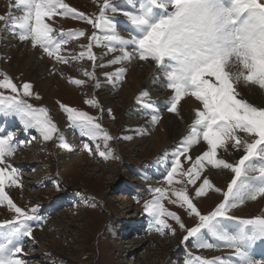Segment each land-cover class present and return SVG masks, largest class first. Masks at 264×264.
Instances as JSON below:
<instances>
[{
  "label": "snow or ice",
  "instance_id": "1",
  "mask_svg": "<svg viewBox=\"0 0 264 264\" xmlns=\"http://www.w3.org/2000/svg\"><path fill=\"white\" fill-rule=\"evenodd\" d=\"M116 13L111 0H103L99 14L93 16L70 7L65 0H14L12 11L0 15V22L4 23V31L20 41L39 46L48 56L67 63L60 55L64 45L87 34L83 30L57 33L49 21L57 16L85 20L93 29L104 33L102 40L110 45L109 51H116L119 46L122 54L110 64L133 59L155 63L170 90L168 112L179 115L181 102L187 98L199 102L188 133L171 153L167 181L169 185L184 183L175 180L179 174L186 178L187 184L196 185L209 167L229 170L233 175L226 190L215 187L207 178L202 179L196 188L197 197L209 190L223 195L222 202L207 214L197 209L186 188L173 192L177 200L172 202L179 201L181 207L186 205L199 218L194 227L187 229L184 240L194 237L196 247L202 249L232 250L225 258H197V264H264V260L255 259L252 253L254 243L264 240V215L243 219L230 215L232 209L247 201L264 198V103L250 102L248 98L250 86L264 93V0H135L122 11L130 25L127 37L118 31ZM90 41L82 46L86 50L75 59L86 56L95 62L92 49L94 44L101 43V37L94 31ZM126 72V68L119 69L120 81ZM84 75L95 79L94 71H85ZM0 77V115L18 116L25 129H35L44 141L53 139L59 129L49 110L34 107L25 99L34 95L32 85L18 86L4 72H0ZM71 82L85 83L79 79ZM148 97L147 91L141 93L140 102L150 110L151 123L158 124L162 117L150 99L145 103L144 98ZM90 103L95 106L94 102ZM61 107L82 135L92 139L102 135L104 141L114 139L95 117L66 105ZM202 141L206 150L193 158L192 148ZM20 144L15 131L0 132V205L6 203L15 214L12 220L0 223V264H26L21 258L24 251L21 237H31L33 228L29 222L40 219L38 205L22 208L6 191V185L22 187L19 170L8 162ZM62 146L69 147L66 142ZM84 147L92 151L88 144ZM229 150L242 153L238 161L224 158L223 153ZM110 152L109 149L100 155L107 158ZM182 157L191 162L190 167H183ZM154 192L158 195L145 203V210L154 216L155 230L164 234L165 229L171 228L164 217L177 221L180 218L166 211L161 203L167 190L156 188ZM227 221L236 223L230 229ZM181 227L185 226L181 224Z\"/></svg>",
  "mask_w": 264,
  "mask_h": 264
},
{
  "label": "rangeland",
  "instance_id": "2",
  "mask_svg": "<svg viewBox=\"0 0 264 264\" xmlns=\"http://www.w3.org/2000/svg\"><path fill=\"white\" fill-rule=\"evenodd\" d=\"M10 1L0 0V15H7L12 11L6 9V2L9 5ZM121 1L111 0V3L118 5ZM123 1L127 4L125 8L129 6L127 0ZM131 2L134 3L135 0ZM65 3L87 16H93L99 14L103 0H65ZM53 21L49 22L60 34H66L70 31H85L89 37L88 43L91 42V34L94 31L97 35L100 32V30L93 29L92 25L85 20L74 19L71 16L67 18L57 16L53 18ZM117 28L121 30L120 27ZM129 30L125 32V36L128 35ZM100 36L102 37V35ZM84 45L86 43L82 37L73 39L64 45L65 50L60 55L64 56L68 62L63 63L58 61L55 56H48L46 53L43 56L41 53L39 58H34V60L31 53L35 52V47H28V45L23 50L29 52L27 54L16 50V52L12 51L11 54L3 56L0 41V72L7 73L18 86L23 83H30L34 95L25 99L34 107L48 109L52 121L59 129L53 139L44 141L35 129H25L18 116L0 115V132H3L2 130L15 131L17 140L21 142L15 155L9 160L16 161L12 165L19 170L22 187L8 186L6 191L14 199L13 201L22 208L30 209L39 206L37 215L40 219L29 222L33 228L32 236L21 237L23 252L30 255L28 259H24L26 264H178L182 251L181 245L189 252L185 264H188L189 261L192 264L197 258L212 260L228 257L232 250L226 247L223 249H221L222 247L202 249L195 246L196 243L193 238L185 241L187 229L194 227L199 222V218L192 214L186 205L181 207L179 201L177 203L172 201L177 200L173 194L175 190L186 188L197 209L202 214H207L222 202L223 195L221 192L218 194L219 196L211 199L208 197V192L211 191L209 190L206 195L197 197L196 188L200 186L202 179H209L215 187L222 190H226L230 181L225 182L216 171L217 169L209 167L196 185L187 184L186 178L179 174L175 180H184V183L169 185L167 173L171 169L172 160L165 170H161V175L156 173L157 170L161 169L159 168L161 157L166 156L167 152L160 154L153 139H158L161 134L159 138L161 142L171 145V139L167 137V130L161 123L164 117L171 113L166 110L168 98H159L165 100V103L160 105L159 114L162 118L159 123L148 126L141 136L134 134V139H138L136 145L122 146L121 142L124 140H121L120 134L124 131L127 119H132L133 124L138 125L143 121V118H150V110L144 105H140V96H134L142 92L140 83L144 84L148 80L137 77L136 82H133L130 79L132 68L127 69L123 81L116 80L117 76L111 73L110 81L114 80L116 84L114 82L110 84L109 81L105 82L103 86L114 85V90L110 93L114 102L110 109H105L100 106L101 103L97 97V80L93 79L94 82H92L89 76L83 74L85 71L89 72L86 58H83L84 62L83 59H72L73 56L78 57L81 51L86 50L82 47ZM94 46L93 53H95ZM34 62L36 63L34 64ZM94 66L95 62L91 65L92 72L95 69ZM133 67L136 71L143 69L137 65ZM156 67L155 65V69L158 70ZM144 70L146 73V69ZM76 79L83 80L85 83L76 85L71 82ZM151 82L153 83L152 88L157 89V91H161L162 88L170 91L166 88L164 78L156 76ZM59 83H61L60 87ZM44 85L45 88H43ZM5 94L10 93L5 92ZM90 102H94L95 106ZM47 103L53 104V107ZM61 105L69 106L95 117L102 129L114 139L104 141L102 135L97 139L82 135L80 129L73 125L69 119V114L64 111ZM137 107L138 109L141 108V111L134 110ZM53 113L65 118L63 122L67 131L64 141L68 146L70 145L67 148L71 150L65 162L60 160L59 156L67 148L62 146L64 141L60 138L61 130ZM185 116H188V113H185L184 118H180L184 121L180 125L181 130L184 126L185 130H189V126L194 120L192 115L190 119ZM33 137L36 139H32ZM85 144L89 145L92 149L91 152L85 149ZM105 144H107V148ZM146 145L147 147H145ZM178 145L172 146V149L175 151ZM109 149L111 152L107 158L100 155V152H106ZM24 150L30 151V156H23L21 153ZM234 155L229 154L231 157ZM130 157L133 159L130 160ZM236 157L239 160L241 156ZM181 160L185 169L191 166L190 161L183 157ZM62 163L66 165L65 168L62 167ZM143 170L152 171L151 174H148L152 178L148 179L154 178L156 182L152 190L146 193V196L135 192L138 187L137 184L145 185V183L136 181L141 174H144L141 173ZM58 184L60 185L59 188H57ZM156 188L167 190V196L161 203L166 211L173 212L180 218L177 221L173 217L165 216L164 219L171 225V228L165 229L164 234L158 231L154 232V228L157 227L154 216L145 210V203L158 195L154 192ZM230 215L238 219L264 215L263 198L247 201L242 206L232 209ZM14 216V212L7 207L6 203L0 205V223L5 220H12ZM137 222L140 224L137 225ZM134 224L137 228L131 226ZM181 224L185 227L182 228ZM226 224L230 229L233 227L229 221ZM254 257L258 259L256 256Z\"/></svg>",
  "mask_w": 264,
  "mask_h": 264
},
{
  "label": "bare ground",
  "instance_id": "3",
  "mask_svg": "<svg viewBox=\"0 0 264 264\" xmlns=\"http://www.w3.org/2000/svg\"><path fill=\"white\" fill-rule=\"evenodd\" d=\"M8 2V0H5ZM94 1V0H93ZM130 5V3L132 4V0H127ZM6 2V9L9 11L12 10V5L14 4V0H11L9 2V5L7 4ZM114 3V2H113ZM97 4V3H96ZM127 4L124 3V1L122 0L120 4L118 5H113L117 8V13H116V17H115V23L117 24V27H120L121 30H118V31H121V34L122 35H125V32H127L128 30V27L130 26L128 21L126 20L125 17H123L122 15V11L125 10V6ZM1 14V13H0ZM19 14V13H17ZM3 15V14H2ZM67 18V17H66ZM61 19V18H60ZM69 23V22H68ZM121 25V26H120ZM4 23H1L0 22V41H1V52H2V55L3 56H7L9 54H11L12 51H15L16 50H20V51H23L24 49H26L25 46L28 45V47H32L31 43L28 42V44L25 45V43H27L26 41H20L17 37L13 36L12 34H10L8 31H4ZM64 29V28H63ZM99 32V31H98ZM103 32L100 31L98 36L102 35L103 36ZM127 35V34H126ZM101 37V36H100ZM127 37V36H126ZM88 35L82 37V39L85 40V43L87 45L88 43ZM81 41V40H80ZM109 47L110 45L107 44V42H103L102 40V37H101V43L100 44H95L94 46V51H95V56H96V60H95V79L97 80V84H96V88H97V97L99 98V101H100V106L104 107L105 109H110L111 107V104H113V97L110 95L111 91L114 90V85L113 86H110V87H104V83L105 82H109L110 81V75L111 73H114L116 76H117V79L116 80H120L119 79V76H118V72H119V69L121 67L123 68H126V69H130L132 68V75L130 76V79L133 81V82H136V78L138 77L139 79H147L148 81L144 84H141V88H142V92H145L147 91L149 93V97L148 98H144L145 99V103L147 102L148 99H150L154 105V108L155 109H160V105L165 103V100L163 99H159V98H169L170 96V91L168 90H164L162 88L161 91H157V89H153L152 86H153V83L151 82V80L154 78V76H158V78H163L162 75L159 73V70L155 69V63L153 61H141V60H138V59H133L131 62H128V61H123L122 63H119V64H110L109 62L113 59H115L116 57L120 56L122 53L121 51L119 50V46H117V50L116 51H109ZM27 51V50H26ZM34 53H31L32 56H33V59L35 58H39L40 54L45 55L43 52V50L36 46L35 49H34ZM129 51H131V48H129ZM19 52V51H18ZM24 53H29V52H25L23 51ZM22 52V53H23ZM32 52V51H31ZM13 55V54H12ZM30 55V54H29ZM28 57V56H27ZM23 58V57H22ZM29 58V57H28ZM47 58V57H46ZM75 58V56L72 57V59ZM86 58V62L88 64V70H89V73L92 72L91 70V65L92 63H94L93 61H90L87 59V57L85 56ZM32 59V60H33ZM34 59V60H35ZM45 59V57H44ZM46 60V59H45ZM81 60V59H80ZM26 61V60H25ZM43 61V60H42ZM48 61V60H46ZM52 61V60H51ZM57 61V60H56ZM32 62V61H31ZM37 63H39V61H36ZM34 62V64L36 63ZM83 62H84V59H83ZM56 63V62H55ZM33 64V65H34ZM50 65V64H49ZM80 65V64H79ZM82 65V63H81ZM84 65V64H83ZM138 66V67H143L142 70H134L135 67L133 66ZM48 66V65H47ZM33 67V66H32ZM37 68V66H36ZM49 68V67H47ZM81 68V66H80ZM157 68V67H156ZM40 69V68H39ZM146 69V73H145V70ZM32 72V71H31ZM59 74V72H58ZM84 74V73H83ZM134 74V75H133ZM46 76V75H45ZM44 76V77H45ZM48 76V75H47ZM86 76V75H85ZM155 76V77H156ZM90 77V76H89ZM91 78V77H90ZM86 79V78H85ZM94 79V80H95ZM92 82L93 79L91 78ZM112 80V78H111ZM161 81V79H160ZM45 82V81H44ZM43 82V83H44ZM111 83L110 84H113L114 80L113 81H110ZM116 84V81L114 82ZM139 83V81H138ZM48 84V83H46ZM45 84V85H46ZM60 84L59 83V87H60ZM45 85L43 88H45ZM51 86V85H50ZM129 87V85H128ZM165 87V86H164ZM47 88V87H46ZM91 88H92V83H91ZM131 88V87H130ZM251 91L248 92V98L250 100V102H255L257 104H261V103H264V93H261V91L258 89V88H254V87H251ZM105 90H108V91H105ZM53 91V89H52ZM139 91V90H138ZM137 91V92H138ZM131 93V92H130ZM133 93V92H132ZM141 93L138 95H134V96H140L141 98ZM161 94V95H160ZM141 100V99H140ZM140 102V101H139ZM48 104V103H47ZM50 105V104H48ZM53 105V104H52ZM52 105H50L51 107H53ZM140 105H144L143 103L140 102ZM199 103L197 101L194 100V98H187L186 101H182L181 102V105L179 107V115H177L176 113H170L169 115L165 116L164 119L162 120V125L165 126V129L167 130V137H169L171 139V145H166L164 142L162 143L161 142V139L160 138V135H159V138L158 139H153L155 141V146L158 150V152L161 154L162 152L163 153H166V156H162L161 159H160V165H159V168H161L160 170H157L156 173L158 174H162V171L165 170L166 166L169 164L170 160L171 159V153L174 151V149H172L173 147L172 146H176L178 144H180V142L182 141L183 137L188 133L189 130H185L184 127H183V130H181V123L184 122L182 121V119L180 118H184V115L185 113H188V116H185V117H192L194 116V109L199 107ZM50 107V108H51ZM53 109V108H52ZM134 110H140L141 111V108L138 109L135 108ZM140 114L142 115V112H140ZM53 115L55 116V119L58 121L59 123V127H60V130H61V135L63 137V139H61L62 141L66 140L65 136H66V131H67V127L66 125L64 124L63 122V119H65L62 115H59L58 114H55L53 113ZM192 115V116H191ZM144 116V115H142ZM133 117V116H132ZM187 118V120H189ZM184 120V119H183ZM135 123V122H134ZM187 123V121H186ZM152 123H151V119L150 118H143V121L141 123H139L138 125H135L133 124V120L132 119H127V121L125 122V126H124V131L120 134L121 136V140H124V142L122 141L121 142V145L122 146H133V145H136L137 144V140L134 139L133 135H137V136H141V134L143 135L144 131L146 128H148V126H151ZM163 128V127H162ZM22 132V131H21ZM165 133V131H163ZM163 133V134H164ZM156 134V133H154ZM149 137V136H148ZM157 137V136H156ZM164 137V136H163ZM166 137V138H167ZM61 138V137H60ZM165 139V138H163ZM69 140V139H68ZM65 142V141H64ZM150 142V141H149ZM168 142V141H167ZM146 144V143H145ZM144 145V144H143ZM151 145V144H150ZM152 146V145H151ZM70 147V145H69ZM147 147V145L145 146ZM63 149V148H62ZM136 149V148H135ZM155 149V148H154ZM59 150V149H58ZM65 150V149H63ZM134 150V149H133ZM203 150H206V145L205 143L202 141L199 145H196L192 148L191 152H190V155L195 158L197 155L201 154V152ZM61 151V150H60ZM70 149L67 148L62 154H60V160L62 161H66L69 157V153H70ZM59 152V151H58ZM157 152V151H156ZM157 152V153H158ZM21 153V152H20ZM23 156L26 155L27 157L30 156L31 152L28 151V150H24L22 151L21 153ZM20 154V155H21ZM229 154H235L234 157L232 156H229ZM19 155V154H17ZM224 155V158H226L227 160H229V162L231 161H238L236 158V156H241L242 153L241 152H238V151H232V150H229V152L227 153H223ZM133 159L132 157H130V160ZM129 160V161H130ZM12 161V160H11ZM9 159H8V162L11 163V164H14L16 163V161H12L11 162ZM69 161V160H68ZM18 163V162H17ZM70 165V164H69ZM66 165H63L62 163V167L65 168ZM130 169L132 167H129ZM163 169V170H162ZM131 170H134L133 168ZM162 170V171H161ZM216 170V169H215ZM65 171V170H64ZM218 171V174L220 176H222L221 178L223 180H225V182H229L231 177H232V173L229 171V170H216ZM141 172V171H140ZM148 172V173H146ZM152 172V171H151ZM151 172L147 171V170H143L141 173H144V174H141V176L138 177V179L136 181L138 182H142V183H145V185L143 184L142 186H140L139 184H137V189H135V192L138 193V194H141L142 196H146L147 192H149L150 190H152V188L154 187V185L156 184V182L154 181V178L151 180H149L148 178H152L150 177V175H148L149 173L151 174ZM209 172V171H208ZM146 173V174H145ZM216 173V172H215ZM154 175V173H152ZM220 179V178H219ZM221 180V179H220ZM219 181V180H218ZM224 183V182H223ZM227 184V183H226ZM8 186L6 185V188ZM125 188H127V186H125ZM129 190V189H128ZM219 193L214 191V190H211L208 192V197L211 198V199H214L216 198ZM13 196V195H12ZM17 196V195H16ZM207 197V198H208ZM14 200V199H13ZM258 200V199H257ZM251 201V200H250ZM263 202H264V198H263ZM251 204V203H250ZM138 223L140 224V222H137L136 224L138 225ZM131 224V223H130ZM136 224L134 225H131V226H136ZM130 226V227H131ZM141 226V225H140ZM139 226V228H140ZM137 228V226H136ZM132 229V228H131ZM153 229V228H151ZM197 240V239H196ZM262 247V246H261ZM259 249H261V251H259ZM252 248L253 251V255L256 256L258 259L257 260H260L259 258L260 257H263V250H264V245L262 248ZM154 250V249H153ZM229 252H231V250H229ZM23 256V259H28L30 255H28V253H25L23 252L22 254ZM35 256V255H34ZM179 256V255H178ZM177 256V257H178ZM255 258V257H254ZM256 259V258H255ZM30 263V262H28ZM178 264H181V263H178Z\"/></svg>",
  "mask_w": 264,
  "mask_h": 264
}]
</instances>
